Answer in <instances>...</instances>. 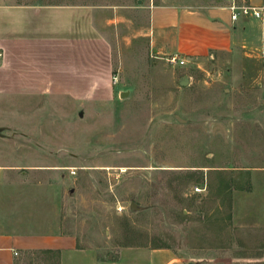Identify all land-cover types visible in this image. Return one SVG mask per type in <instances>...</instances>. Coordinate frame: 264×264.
Returning a JSON list of instances; mask_svg holds the SVG:
<instances>
[{
  "label": "rangeland",
  "instance_id": "rangeland-1",
  "mask_svg": "<svg viewBox=\"0 0 264 264\" xmlns=\"http://www.w3.org/2000/svg\"><path fill=\"white\" fill-rule=\"evenodd\" d=\"M2 1L94 4L113 20L110 84L95 97L0 92V169L24 185L25 228L105 256L159 244L169 264H264V44L181 64L149 32L151 4L222 0ZM41 165L53 188L37 205ZM16 264L55 256L26 249Z\"/></svg>",
  "mask_w": 264,
  "mask_h": 264
},
{
  "label": "crops",
  "instance_id": "crops-1",
  "mask_svg": "<svg viewBox=\"0 0 264 264\" xmlns=\"http://www.w3.org/2000/svg\"><path fill=\"white\" fill-rule=\"evenodd\" d=\"M233 4L264 7V0L151 4L152 41L169 55L194 57L232 54L245 46L260 49L264 14L256 17L236 10L232 18ZM112 24L110 11L94 4L0 0V92L71 101L95 97L110 84ZM52 168H37L41 179L29 183L35 189L32 204L51 203L48 190L53 186L42 177ZM23 187L0 169V264H16L26 249L52 253L55 264L170 263L160 248L121 247L105 256L96 247L79 246L71 234L39 227L35 220L25 228Z\"/></svg>",
  "mask_w": 264,
  "mask_h": 264
},
{
  "label": "built area",
  "instance_id": "built-area-1",
  "mask_svg": "<svg viewBox=\"0 0 264 264\" xmlns=\"http://www.w3.org/2000/svg\"><path fill=\"white\" fill-rule=\"evenodd\" d=\"M232 12V18L237 17V12L236 10H240L243 14H249L252 13L256 17H261L262 14H264V7H256L252 5H242V6H237V5H232L231 6ZM185 58L183 57H178L177 55H172L170 57V61L172 62H179L181 64L185 63Z\"/></svg>",
  "mask_w": 264,
  "mask_h": 264
},
{
  "label": "trees",
  "instance_id": "trees-1",
  "mask_svg": "<svg viewBox=\"0 0 264 264\" xmlns=\"http://www.w3.org/2000/svg\"><path fill=\"white\" fill-rule=\"evenodd\" d=\"M232 183H233V181L231 180V182H228V183L226 184V189H228V191L233 187V186H232ZM235 187H236V188H242L243 186H242V185H237V186L235 185ZM154 247H155V248H160V247H163V245H159V244H158V245H154Z\"/></svg>",
  "mask_w": 264,
  "mask_h": 264
},
{
  "label": "water",
  "instance_id": "water-1",
  "mask_svg": "<svg viewBox=\"0 0 264 264\" xmlns=\"http://www.w3.org/2000/svg\"><path fill=\"white\" fill-rule=\"evenodd\" d=\"M188 82V80L187 79H183L182 81H181V84H183V85H185L186 83ZM128 92L127 91H123V92H121V96H124V95H126Z\"/></svg>",
  "mask_w": 264,
  "mask_h": 264
}]
</instances>
